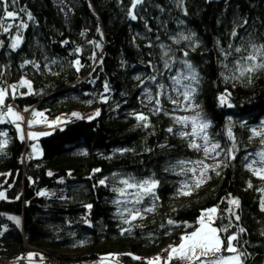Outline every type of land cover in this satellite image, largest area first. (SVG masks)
<instances>
[{"label": "trees", "instance_id": "obj_1", "mask_svg": "<svg viewBox=\"0 0 264 264\" xmlns=\"http://www.w3.org/2000/svg\"><path fill=\"white\" fill-rule=\"evenodd\" d=\"M133 4L68 0L63 11L52 0L0 2V20L12 25L7 32L0 27V89L7 90L0 113L40 108L55 117L96 109L39 137L40 156L16 121H0L6 134L0 135V262L26 264L30 253L42 264H84L105 255L146 264L169 253L215 207L212 224L221 239L237 237L240 264H264V179L246 164L263 145L252 129L264 123V68L241 75L264 63L259 55L241 60L252 45H264V0ZM4 8L17 18L4 19ZM178 67L189 74L191 104L220 145L210 180L187 195L179 180L183 164L197 157L190 140L171 105L143 98ZM23 80L30 89L20 86ZM118 176L156 182L148 208L127 223L115 202ZM43 188L65 196L39 197Z\"/></svg>", "mask_w": 264, "mask_h": 264}, {"label": "rangeland", "instance_id": "obj_2", "mask_svg": "<svg viewBox=\"0 0 264 264\" xmlns=\"http://www.w3.org/2000/svg\"><path fill=\"white\" fill-rule=\"evenodd\" d=\"M177 71L172 72L171 75L165 74V81L166 83H163V87L158 86L155 94H153L151 91L146 92L145 95H143L144 100L148 103H154L155 105H164V104H169L171 105L177 113V118L179 121V126H180V131L182 134H187V138L190 140V144L195 142L196 144L200 145L199 148H193L194 154L197 156L195 159L190 160L187 163H184V174L182 173V179L179 180V184L181 185V190L182 192H188V189L190 187H197L194 183L195 180L202 179L203 182L199 186L205 185L209 180H210V172L216 167L218 158H219V151H220V145L219 142L214 139V137L211 136V134L208 132V127H209V121L203 120L200 118L198 113L195 110V107L191 104V99H190V94H191V89H190V82H189V74L185 73L182 69L179 67L176 69ZM173 77H175L177 80L180 81L179 84L174 83ZM187 77V78H186ZM185 91L188 92L189 94V99L185 100L184 96L182 93ZM158 101V103H157ZM175 101V103L173 102ZM1 105V104H0ZM8 108L4 111V113H0V116H2V119L0 121L6 120V115ZM13 109V108H12ZM15 113L20 115L17 111L13 109ZM34 113H42V116H35ZM21 114H26L25 117H23V120H14L11 116L10 120L16 121L15 124L17 130L19 129V135L20 137H23V140L25 143H29L30 140V146L33 150V153L36 156L41 155V148L39 147L38 144V138L44 135H47L50 133L52 130L55 128H62L64 127L65 123L71 119H89L92 116L96 114V109H91L87 110L85 112L81 111H71L70 113H63L55 117H50L44 113V111L40 108H34V109H28L22 112ZM187 118V119H184ZM193 119H195L197 125L200 124H207V128L203 130V132L199 131V128L197 130V134L193 135L192 134V122ZM32 122L31 124L29 122ZM20 122V124L18 123ZM24 124V129L26 133L24 132L22 128V124ZM263 124L260 126L254 127L257 131H261V127ZM253 128V129H254ZM32 134H35L33 137ZM207 137V142L205 141L204 137ZM260 136V135H259ZM263 138L261 141H264V135H261ZM218 144L219 147L215 148L213 150V145ZM35 146V149L34 147ZM205 146L209 149V151L206 153L205 152ZM264 151V143L258 151L255 152H261ZM255 154H252V157H250L249 161H247V166L248 164L252 163L253 160L259 161V157ZM200 161L202 163L197 164L196 162ZM261 164L255 163L252 165V169H250L253 174L254 170L261 168ZM195 168V172L190 171L189 169ZM201 173H203V176L201 177ZM255 177H260L256 174H254ZM117 176V175H116ZM118 183H117V189H125V194L121 195L118 191H116V204L118 208V214L119 217H121L124 221H129L132 220L133 217L138 218L140 217V213L142 210L147 209L148 206L146 203L148 201H151V199L148 197L150 194L142 192L139 188H126L124 184H122L120 181L124 179H128L127 177L124 176H118ZM261 178V177H260ZM144 180H130V182H142ZM150 181V180H148ZM186 185V187H185ZM139 194L137 196L136 194ZM39 197H48L47 194L41 195V192L39 193ZM49 198H55L49 196ZM140 199L139 203H136L137 199ZM148 200V201H147ZM117 201H119L117 203ZM262 202H264V193L261 195V199L259 201V212H264V207H262ZM151 203V202H150ZM215 208V207H210L208 209ZM205 209L198 217L197 220V225L194 227V229L186 234L190 235L193 231H195L197 228L200 227L198 221L203 218L206 222L209 221V216L207 215V210ZM216 213V212H215ZM214 213V214H215ZM211 218V226L217 228L215 225L212 224L213 222V216ZM183 237V236H182ZM181 243V240L179 244ZM178 245H175L173 247H178ZM171 249L168 251L170 252ZM165 253L163 251L159 256H153L150 258L146 264H149L150 261L155 262L157 258H159V264H171V260L169 262L168 257H163L162 254ZM225 255L228 256H233V255H239L238 253H224ZM207 259H214V255L212 253L207 254ZM35 261H34V260ZM32 259V255L30 253L26 254V259L25 262L26 264H42V260L36 259L35 256ZM201 259H205V257L201 254ZM116 259L110 257L109 255H105L99 258H95L93 260L86 261L84 264H122L120 262L114 263ZM181 263V260L179 264ZM0 264H24L23 262H20L19 259L15 260H8L4 262H0ZM182 264H200L199 261H195V258L193 260H183Z\"/></svg>", "mask_w": 264, "mask_h": 264}, {"label": "snow or ice", "instance_id": "obj_3", "mask_svg": "<svg viewBox=\"0 0 264 264\" xmlns=\"http://www.w3.org/2000/svg\"><path fill=\"white\" fill-rule=\"evenodd\" d=\"M0 2H3V0H0ZM141 0H134L133 6L135 4L140 3ZM13 3H15V0H13ZM3 14H4V19H11L15 20L17 18V14L11 11H7L6 8L3 9ZM29 18L30 15H29ZM133 19H135V16H133ZM27 25L21 24L20 27H26ZM0 27H3V30L5 32L9 31V29L12 27L11 24L5 25L4 20H0ZM20 42V37L17 36L14 41L12 42L11 47L16 48L19 45ZM231 47V46H230ZM254 52L247 57H241V60H248V61H253L256 60L257 55L264 57V45L256 46L252 45ZM235 51L239 53L241 51L240 48H236ZM78 63V62H77ZM237 63H240V61H237ZM167 67V64H166ZM187 67L189 69L192 68L191 64H188ZM255 68H264V63L261 64H255L251 68H244L241 71V75L244 74L245 71H252ZM187 78V77H186ZM192 79H195V76L193 75ZM173 81L176 84H179L180 81L177 80L175 77H173ZM27 85L28 88H31V85L29 84L28 81L23 80L20 83V86H25ZM13 89H15L16 86H12ZM107 87V86H106ZM163 87V85H161ZM184 96V99L187 100L189 99V94L187 91L182 93ZM7 95V90L6 89H0V104L4 103V98ZM175 103V101H173ZM223 102V98H222ZM158 103V101H157ZM99 113H97L98 115ZM6 115L11 116L14 120H23V117L18 115L13 111L11 107L8 108V111ZM35 116H42V113H34ZM0 119H2V116H0ZM138 119L144 120L146 119L144 116H139ZM187 119V118H184ZM30 124L32 123L31 121L29 122ZM207 124H200L197 125L195 119H193L192 122V134L196 135L197 130L199 128L200 132H203L205 128H207ZM171 131V129H169ZM252 133L254 136H259V135H264V125L261 127V131H257L255 128L252 129ZM0 135H6L5 133H0ZM33 137L35 134H32ZM182 135H187V134H182ZM23 138V137H21ZM205 141L207 142V137H204ZM264 143V141H262ZM35 149V146H33ZM190 147L193 148H199L200 145L196 144L193 142L190 144ZM213 150L217 147H219L218 144H215L212 146ZM209 149L207 146H205V152L207 153ZM255 155L259 157V161L253 160L252 163L248 164V167L252 169V165L255 163H260L262 166L259 169L254 170V174L260 176L262 179H264V151L258 152ZM247 159V157H245ZM183 163V162H181ZM197 164L202 163L200 161L196 162ZM192 172H195V168L189 169ZM99 171V170H97ZM51 175V173H49ZM203 176V173H201V177ZM134 179V178H130ZM130 179H124L121 180L120 182L126 186V188H139L142 192L144 193H152L153 189L156 187V182L155 181H148L144 180L142 182H130ZM203 182L202 179L195 180L194 183L197 187ZM101 184L104 183L103 180L100 181ZM186 187V185H185ZM251 187V185H249ZM121 195L125 194V189H116ZM183 194L187 195L190 194V192H184ZM3 193H0V196H2ZM41 195H44V193H41ZM139 196V194H136ZM119 201H117L118 203ZM140 199L138 198L136 200V203H139ZM231 204L238 206L239 201L238 200H231ZM91 207V206H89ZM262 207H264V202H262ZM229 211H231L229 209ZM216 212V208H211L207 210V215L209 216V221L206 222L203 218H201L198 223L200 225L199 228H197L195 231H193L190 235H185L181 237V243L179 244L178 247H172L170 252H169V257L168 260L169 262L172 259H179V260H193L195 258V261H199L200 264H240V255H233V256H228L225 255L224 253H236L237 249L233 245V241L237 239L235 235H229L225 239H221L219 232L221 229L215 228L211 226V218L212 215ZM135 219V217H133ZM236 219H239V216H236ZM18 222V221H17ZM127 223V221H125ZM169 223H173L172 221H169ZM222 231H227V228L223 229ZM241 232H243V229H240ZM212 253L214 255V259H207V254ZM201 254L205 257V259H201ZM149 264H159V258L155 262L150 261Z\"/></svg>", "mask_w": 264, "mask_h": 264}, {"label": "built area", "instance_id": "obj_4", "mask_svg": "<svg viewBox=\"0 0 264 264\" xmlns=\"http://www.w3.org/2000/svg\"><path fill=\"white\" fill-rule=\"evenodd\" d=\"M52 3L54 6L58 7L60 10H65L68 8V2L67 0H52ZM44 193V194H51L52 193H55L57 194V197H64L65 195L60 192L58 189H48V188H43L39 191V193ZM163 257H167V253H163L162 254ZM180 260L179 259H173L171 261V264H179Z\"/></svg>", "mask_w": 264, "mask_h": 264}, {"label": "water", "instance_id": "obj_5", "mask_svg": "<svg viewBox=\"0 0 264 264\" xmlns=\"http://www.w3.org/2000/svg\"><path fill=\"white\" fill-rule=\"evenodd\" d=\"M49 196H51V197H56V196H57V194H55V193H52V194H50Z\"/></svg>", "mask_w": 264, "mask_h": 264}, {"label": "bare ground", "instance_id": "obj_6", "mask_svg": "<svg viewBox=\"0 0 264 264\" xmlns=\"http://www.w3.org/2000/svg\"><path fill=\"white\" fill-rule=\"evenodd\" d=\"M67 2H68V0H67ZM52 193V192H51ZM23 258V257H22Z\"/></svg>", "mask_w": 264, "mask_h": 264}]
</instances>
